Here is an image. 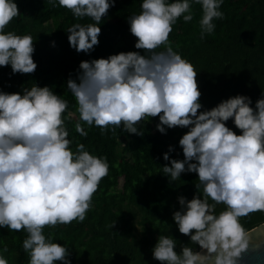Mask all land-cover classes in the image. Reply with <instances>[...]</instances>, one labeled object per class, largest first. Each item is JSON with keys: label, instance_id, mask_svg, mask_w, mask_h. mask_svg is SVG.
Listing matches in <instances>:
<instances>
[{"label": "clouds", "instance_id": "9594fccd", "mask_svg": "<svg viewBox=\"0 0 264 264\" xmlns=\"http://www.w3.org/2000/svg\"><path fill=\"white\" fill-rule=\"evenodd\" d=\"M115 2L58 0L76 17L97 22ZM196 2L201 5L203 37L215 30L214 20L224 16L223 0ZM192 4L193 0H142L141 11L129 16L128 23L137 37L135 48L147 54L129 50L82 60L79 82L69 77L67 87L76 97L80 120L100 126L102 132L111 125L113 131L122 127L143 135L139 122L158 114L161 133L175 126L188 128L179 139L184 158L164 152L170 163L163 165V173L171 180L185 171L198 174L196 188L202 186L203 196L180 195L181 207L172 215L178 230L207 251L185 244L177 252L175 238L160 234L152 255L162 264H239L252 241L239 217L264 209V93L255 107L250 96L236 94L198 112L202 103L197 71L168 43L178 18L192 20ZM18 15L16 0H0V66L31 73L37 68L32 35L4 30ZM67 32L71 47L89 52L99 43L101 27L74 23ZM161 45L167 46L157 51ZM67 105L47 85L34 84L22 92L0 90V228L27 232L23 248L28 264H72L69 247L46 236L44 227L83 221L109 171L107 158L92 154L83 143L77 144V151L69 147L72 141L63 118ZM230 118L239 133L226 124ZM75 127L87 135L81 123ZM216 203L226 208L216 213ZM0 264H8L2 254Z\"/></svg>", "mask_w": 264, "mask_h": 264}, {"label": "trees", "instance_id": "16d2710c", "mask_svg": "<svg viewBox=\"0 0 264 264\" xmlns=\"http://www.w3.org/2000/svg\"><path fill=\"white\" fill-rule=\"evenodd\" d=\"M20 15L5 26V31L31 34L37 68L31 73H13L11 66H0V90L22 92L24 87L47 85L63 96L68 105L63 113L69 145L77 151L83 143L92 154L106 157L109 171L93 194L91 207L83 221L46 225L44 232L54 241L69 247L72 264H162L152 255V248L160 234L172 235L176 251L189 244L201 250L190 237L178 230L172 213L179 210L180 195L191 199L199 192L196 172L185 171L171 180L163 173V165L171 158L183 159L180 137L187 127L175 126L161 133L157 116L139 122L143 135L113 126L102 132L100 126L80 120L76 97L67 87L69 77L79 82L82 60L107 57L120 51H139L135 37L129 31L128 17L141 11L142 0H116L100 21L91 17H76L72 11L52 0H16ZM193 18H178L172 26L168 43L197 71L203 111L236 94H246L255 101L264 93V0H223L224 16L214 20L216 28L201 36L199 20L201 5L193 0ZM74 23H99V43L89 52L76 51L68 41V29ZM167 45H161L160 49ZM82 124L87 135L76 130ZM226 124L239 133L230 118ZM173 146L169 151V146ZM210 203H215L209 198ZM223 203L215 204V211L224 210ZM249 231L264 223V209L239 217ZM24 229L0 228V254L8 264H28L29 255L23 248ZM6 248V251H5ZM57 264H63L58 261Z\"/></svg>", "mask_w": 264, "mask_h": 264}, {"label": "water", "instance_id": "95a60500", "mask_svg": "<svg viewBox=\"0 0 264 264\" xmlns=\"http://www.w3.org/2000/svg\"><path fill=\"white\" fill-rule=\"evenodd\" d=\"M250 234L249 248L239 258V264H264V223L247 231ZM261 242V243H260ZM260 243V244H259ZM259 244V246H257ZM200 251L206 252V249Z\"/></svg>", "mask_w": 264, "mask_h": 264}]
</instances>
